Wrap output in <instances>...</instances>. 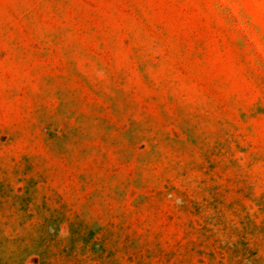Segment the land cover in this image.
<instances>
[{"label": "rangeland", "instance_id": "1", "mask_svg": "<svg viewBox=\"0 0 264 264\" xmlns=\"http://www.w3.org/2000/svg\"><path fill=\"white\" fill-rule=\"evenodd\" d=\"M0 264H264V0H0Z\"/></svg>", "mask_w": 264, "mask_h": 264}]
</instances>
